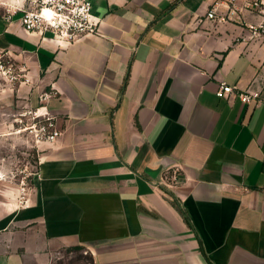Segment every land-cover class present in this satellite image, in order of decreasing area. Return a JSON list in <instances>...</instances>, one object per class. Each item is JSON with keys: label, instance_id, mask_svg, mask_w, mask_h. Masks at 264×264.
Wrapping results in <instances>:
<instances>
[{"label": "crops", "instance_id": "crops-1", "mask_svg": "<svg viewBox=\"0 0 264 264\" xmlns=\"http://www.w3.org/2000/svg\"><path fill=\"white\" fill-rule=\"evenodd\" d=\"M227 1L93 0L71 43L0 13L16 106L54 90L61 129L24 204L0 182V264H264V34Z\"/></svg>", "mask_w": 264, "mask_h": 264}, {"label": "built area", "instance_id": "built-area-1", "mask_svg": "<svg viewBox=\"0 0 264 264\" xmlns=\"http://www.w3.org/2000/svg\"><path fill=\"white\" fill-rule=\"evenodd\" d=\"M230 12L247 11L260 18L255 24H249L252 37L264 34V0H228ZM93 0H27L21 7L6 13V18L19 14V21L26 31H36L40 34L49 33L52 37L71 43L85 35L100 33V21L92 13ZM208 19L215 18V9L211 8L206 13ZM1 57V56H0ZM10 65H4L0 60V71L10 73ZM15 79L16 76H13ZM264 86V74L261 79ZM235 88L220 82L215 94L226 97L234 93ZM54 90L43 91L38 96V106L26 108L17 113L15 122L22 124V130L31 137L34 144H52L61 134L58 118L46 108V101L55 95ZM240 101L249 104L258 98L257 92H238ZM176 174L173 172L172 179ZM25 195V187L21 188Z\"/></svg>", "mask_w": 264, "mask_h": 264}, {"label": "rangeland", "instance_id": "rangeland-1", "mask_svg": "<svg viewBox=\"0 0 264 264\" xmlns=\"http://www.w3.org/2000/svg\"><path fill=\"white\" fill-rule=\"evenodd\" d=\"M27 0H0V13L6 14L21 7ZM0 60L4 65H10L13 69L10 73L0 71V177L3 182H11L17 185L16 200L18 205L25 203V192L32 184L33 173L36 170L40 147L34 144L28 134L23 131L22 124L14 120L18 112L28 107L20 108L15 104V92L13 84L22 74L12 61L2 56ZM13 76H16L14 79ZM60 264H82L81 260L67 257Z\"/></svg>", "mask_w": 264, "mask_h": 264}, {"label": "bare ground", "instance_id": "bare-ground-1", "mask_svg": "<svg viewBox=\"0 0 264 264\" xmlns=\"http://www.w3.org/2000/svg\"><path fill=\"white\" fill-rule=\"evenodd\" d=\"M0 182H3L1 177H0Z\"/></svg>", "mask_w": 264, "mask_h": 264}]
</instances>
